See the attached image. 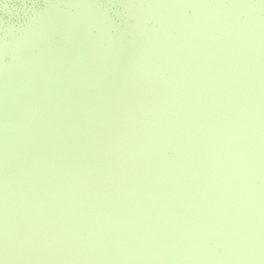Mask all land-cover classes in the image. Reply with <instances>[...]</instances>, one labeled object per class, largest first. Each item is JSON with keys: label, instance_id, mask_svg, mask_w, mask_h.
<instances>
[{"label": "rangeland", "instance_id": "rangeland-1", "mask_svg": "<svg viewBox=\"0 0 264 264\" xmlns=\"http://www.w3.org/2000/svg\"><path fill=\"white\" fill-rule=\"evenodd\" d=\"M110 1L0 42V264H264V0Z\"/></svg>", "mask_w": 264, "mask_h": 264}, {"label": "water", "instance_id": "water-1", "mask_svg": "<svg viewBox=\"0 0 264 264\" xmlns=\"http://www.w3.org/2000/svg\"><path fill=\"white\" fill-rule=\"evenodd\" d=\"M45 0H0V42L10 40L15 37V32L27 26L30 16L35 14L43 5ZM109 7L113 14L114 20L121 21L117 11H122L123 5L120 0H111ZM192 7H188V12ZM10 26L14 28L11 29ZM5 61L11 58L9 52H3L0 55ZM5 63V62H3Z\"/></svg>", "mask_w": 264, "mask_h": 264}]
</instances>
